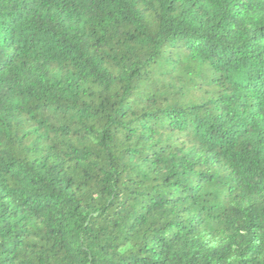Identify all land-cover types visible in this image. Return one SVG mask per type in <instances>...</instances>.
<instances>
[{
    "label": "trees",
    "instance_id": "obj_1",
    "mask_svg": "<svg viewBox=\"0 0 264 264\" xmlns=\"http://www.w3.org/2000/svg\"><path fill=\"white\" fill-rule=\"evenodd\" d=\"M0 264H264V0H0Z\"/></svg>",
    "mask_w": 264,
    "mask_h": 264
}]
</instances>
